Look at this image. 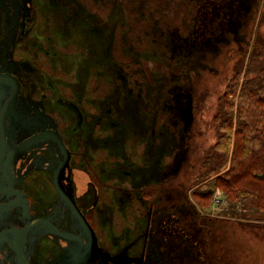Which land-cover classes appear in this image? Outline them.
<instances>
[{
	"label": "rangeland",
	"instance_id": "rangeland-1",
	"mask_svg": "<svg viewBox=\"0 0 264 264\" xmlns=\"http://www.w3.org/2000/svg\"><path fill=\"white\" fill-rule=\"evenodd\" d=\"M48 1L39 0L44 29L52 27L59 42L55 62L72 73L65 53L93 63L78 65L67 83L88 117V134L71 136L80 148L73 178L100 236L123 245L144 229L151 209L150 264H264V212L250 207L254 197L239 192L233 199L219 187V170L210 172L226 148V140L217 146L218 116L236 66L255 47L257 62L264 61V0ZM97 125L103 139L94 137ZM172 128L188 132L186 159L161 180L177 140ZM131 135L148 144L146 163L111 146ZM134 164L143 170L129 176Z\"/></svg>",
	"mask_w": 264,
	"mask_h": 264
},
{
	"label": "flooded vegetation",
	"instance_id": "flooded-vegetation-1",
	"mask_svg": "<svg viewBox=\"0 0 264 264\" xmlns=\"http://www.w3.org/2000/svg\"><path fill=\"white\" fill-rule=\"evenodd\" d=\"M45 21L39 0H0V264H150L151 209L136 237L108 245L93 212L84 207L85 195L73 178V154L80 148L71 136L87 135L88 117L67 82L76 77L78 65L93 63L70 52L64 56L74 63V73L57 64L59 42L52 27L44 29ZM65 59L58 60L66 64ZM159 125L163 136L167 122ZM98 127L94 137L103 139ZM136 139L127 136L120 148L111 146L140 165L149 148ZM161 165V180L180 168L173 170L165 159ZM139 167L128 169V175L141 172Z\"/></svg>",
	"mask_w": 264,
	"mask_h": 264
},
{
	"label": "trees",
	"instance_id": "trees-1",
	"mask_svg": "<svg viewBox=\"0 0 264 264\" xmlns=\"http://www.w3.org/2000/svg\"><path fill=\"white\" fill-rule=\"evenodd\" d=\"M257 48L243 57L245 66H236V75L232 82L235 85L231 83L232 91L221 99L223 111H220L218 119L222 118L219 120L221 122L219 128L223 134L219 136L217 146L226 140V148L219 151L220 164L216 162L218 166L212 167L210 172L219 170L215 177L220 180L219 187L230 190L228 193L233 199L236 197L235 193L239 192L245 197H254L255 202L251 203L250 207L262 215L264 212V61L257 62L260 55ZM240 77L241 82L238 85L236 81ZM228 95L232 96V100L226 103ZM172 129L170 133L177 140L169 149L170 155L166 156L165 164L176 170L186 159L185 137L188 132H185L184 128ZM173 175L174 172L168 177ZM237 184L242 185L240 187ZM247 204L250 202H245V206Z\"/></svg>",
	"mask_w": 264,
	"mask_h": 264
},
{
	"label": "water",
	"instance_id": "water-1",
	"mask_svg": "<svg viewBox=\"0 0 264 264\" xmlns=\"http://www.w3.org/2000/svg\"><path fill=\"white\" fill-rule=\"evenodd\" d=\"M121 263L120 264H123V262L122 261H120ZM124 264H127V263H124Z\"/></svg>",
	"mask_w": 264,
	"mask_h": 264
},
{
	"label": "bare ground",
	"instance_id": "bare-ground-1",
	"mask_svg": "<svg viewBox=\"0 0 264 264\" xmlns=\"http://www.w3.org/2000/svg\"><path fill=\"white\" fill-rule=\"evenodd\" d=\"M78 33V32H77ZM81 33V32H80ZM88 134V133H87Z\"/></svg>",
	"mask_w": 264,
	"mask_h": 264
}]
</instances>
